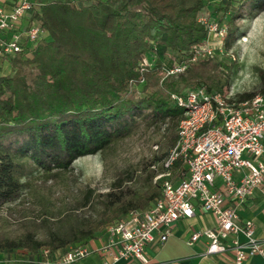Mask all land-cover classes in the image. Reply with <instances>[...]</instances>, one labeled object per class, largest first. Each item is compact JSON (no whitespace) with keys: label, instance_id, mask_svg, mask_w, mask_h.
Returning <instances> with one entry per match:
<instances>
[{"label":"trees","instance_id":"trees-1","mask_svg":"<svg viewBox=\"0 0 264 264\" xmlns=\"http://www.w3.org/2000/svg\"><path fill=\"white\" fill-rule=\"evenodd\" d=\"M245 1L234 5L224 0L215 12L206 13L205 0H51L32 12L45 30L44 38L32 55L16 53L9 58L8 71L0 72V204L26 185L21 169L31 158L46 168L69 169L77 158L101 152L123 137L138 115L153 121L170 117L178 125L183 109L173 92L202 86L226 93L230 67L220 74L197 73L192 66L197 60L191 58L208 40L201 18L221 23L214 14L230 11L224 38L229 47ZM250 1L253 7L264 5V0ZM181 62L187 63L185 70L149 88L150 81L158 82V73ZM259 75V89L242 92L239 99L264 90V70ZM138 84L143 92H137ZM176 138L171 137L173 144ZM168 154L157 156L161 167L153 168L146 192L127 189L126 194L117 180L114 187L120 188L106 193L101 216L85 218L70 235L51 232L46 240L32 232L4 237L0 250L33 253L43 246L56 250L86 244L109 223L160 197L162 178L154 182L153 176H183L181 159L164 165Z\"/></svg>","mask_w":264,"mask_h":264},{"label":"built area","instance_id":"built-area-1","mask_svg":"<svg viewBox=\"0 0 264 264\" xmlns=\"http://www.w3.org/2000/svg\"><path fill=\"white\" fill-rule=\"evenodd\" d=\"M41 3L16 0L7 11L0 7V71L9 68V58L18 52L32 55L45 36L38 18H24L40 10ZM208 27V41L215 35L225 38L227 27L202 17ZM214 48L207 42L195 49L191 60L212 55ZM7 66V67H6ZM187 67L181 62L162 70L163 76L179 73ZM183 109L177 138L164 165L170 167L181 159L186 171L179 178L169 172L160 174L161 195L150 206L128 212L109 223L105 229L107 242L99 248L87 244L70 245L67 249L51 250L48 246L31 252L36 262L71 264L97 250L103 264L121 258H138L142 264L154 262L145 254V246L160 232L166 240L171 226L180 218L191 217L197 206L212 212L217 220L213 228L195 230L188 238L193 244L204 237L205 254L232 252L236 264L253 254H264V238L256 233L253 220H240L237 205L246 202L264 184V90L239 99L222 91L209 92L200 86L171 94ZM243 232L240 240L237 232ZM167 264H185L180 259Z\"/></svg>","mask_w":264,"mask_h":264},{"label":"rangeland","instance_id":"rangeland-1","mask_svg":"<svg viewBox=\"0 0 264 264\" xmlns=\"http://www.w3.org/2000/svg\"><path fill=\"white\" fill-rule=\"evenodd\" d=\"M231 1L234 5L239 3ZM205 2L206 13H212L224 0ZM240 11L232 44L228 47L224 39L213 35L210 42L206 41L214 48L212 55L201 57L192 65L194 71L203 74H220L228 65L230 79L225 91L236 98L242 92L259 89V73L264 70V5L253 7L248 0ZM214 15L228 29L230 11L220 10ZM157 78L158 82L150 81V89L159 86L165 77L160 72ZM142 87L136 85L138 93L143 92ZM177 128L170 117L153 121L151 116L138 115L123 137L101 152L77 158L69 169L46 168L29 159L21 169L26 185L0 204V238H21L28 232L42 240L49 239L51 232L70 235L71 229L85 218L101 216L106 193L120 188L114 187L117 180H121L124 193L127 189L146 192L153 168L161 167L156 158L170 151L174 145L171 137L177 134ZM160 174L153 176L154 182L161 178Z\"/></svg>","mask_w":264,"mask_h":264},{"label":"crops","instance_id":"crops-1","mask_svg":"<svg viewBox=\"0 0 264 264\" xmlns=\"http://www.w3.org/2000/svg\"><path fill=\"white\" fill-rule=\"evenodd\" d=\"M16 0H0V7L10 11ZM35 3L45 4L51 0H31ZM33 16L32 11L24 18L26 23ZM239 212L240 220L251 219L256 225V233L264 238V184L243 204L233 202ZM217 224L215 215L200 206L196 207L195 214L191 217L178 219L170 228V234L166 240H161L160 232H156L155 238L144 249L145 254L154 262L153 264H167L168 261L180 259L185 264H236L233 253L205 254L207 241L204 237L193 244L188 243L191 233L203 227L213 228ZM235 235L240 240L246 236L239 231ZM107 242L104 232L91 238L86 244L90 248H99ZM31 252L18 248L12 252L0 250V264H43L32 259ZM71 264H103V255L94 250L85 257ZM112 264H142L138 258H121ZM241 264H264V254H253Z\"/></svg>","mask_w":264,"mask_h":264}]
</instances>
